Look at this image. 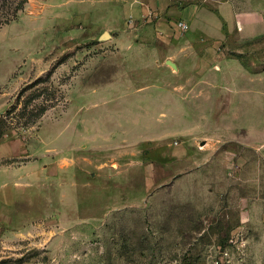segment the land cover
<instances>
[{
    "label": "rangeland",
    "instance_id": "rangeland-1",
    "mask_svg": "<svg viewBox=\"0 0 264 264\" xmlns=\"http://www.w3.org/2000/svg\"><path fill=\"white\" fill-rule=\"evenodd\" d=\"M194 1L0 0V264H264V106L178 57Z\"/></svg>",
    "mask_w": 264,
    "mask_h": 264
},
{
    "label": "crops",
    "instance_id": "crops-1",
    "mask_svg": "<svg viewBox=\"0 0 264 264\" xmlns=\"http://www.w3.org/2000/svg\"><path fill=\"white\" fill-rule=\"evenodd\" d=\"M168 12L172 23L182 17L187 25L185 36L173 41L178 49V57H185V54L194 51L203 53L205 65L209 70L216 69L214 73L219 76L218 81H205V87L222 91L235 87L237 91L251 93L253 99L250 101L259 116L264 106V0L194 1ZM166 26V23L159 25L162 29ZM163 38L168 39V35ZM177 61L182 66L180 58ZM177 61L172 62L173 69L179 71L181 66ZM220 122L227 123V120L222 117ZM226 125L223 126L225 131L228 128ZM240 129L246 130L242 142L253 153L263 151V128L251 124L243 125ZM27 149L20 139H1L0 161L24 157ZM0 173L13 181V190H23L27 185L18 180L11 164L0 163ZM5 185L3 183L0 187ZM12 189L0 197L1 204H11L16 200Z\"/></svg>",
    "mask_w": 264,
    "mask_h": 264
},
{
    "label": "built area",
    "instance_id": "built-area-1",
    "mask_svg": "<svg viewBox=\"0 0 264 264\" xmlns=\"http://www.w3.org/2000/svg\"><path fill=\"white\" fill-rule=\"evenodd\" d=\"M175 29L179 30L180 32H184L187 29V25L183 19H179L174 23Z\"/></svg>",
    "mask_w": 264,
    "mask_h": 264
},
{
    "label": "water",
    "instance_id": "water-1",
    "mask_svg": "<svg viewBox=\"0 0 264 264\" xmlns=\"http://www.w3.org/2000/svg\"><path fill=\"white\" fill-rule=\"evenodd\" d=\"M110 36H111V35L109 34L108 31H103V32L99 35L98 39H99V40H104V39H106V38H109ZM167 63L170 64L172 67H174V64H173L171 61H167Z\"/></svg>",
    "mask_w": 264,
    "mask_h": 264
}]
</instances>
